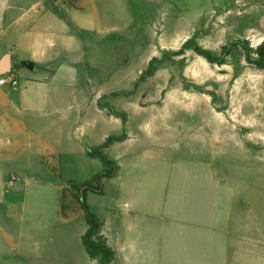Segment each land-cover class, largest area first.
Listing matches in <instances>:
<instances>
[{
  "label": "crops",
  "instance_id": "obj_1",
  "mask_svg": "<svg viewBox=\"0 0 264 264\" xmlns=\"http://www.w3.org/2000/svg\"><path fill=\"white\" fill-rule=\"evenodd\" d=\"M258 1L264 8V0H0V78L12 73L18 80L15 90L0 85V264H99L82 243L88 228L84 210L67 190L83 161L78 151L100 159L79 149L78 139L95 137V117L106 116L105 123L97 122L98 146L125 127L122 141L101 149L110 160L117 151L120 161L127 152L120 143L126 145L136 120L116 104L115 111L126 114L123 125L99 108L98 100L125 93V58L141 73L152 58L172 56L190 39L215 56L232 41L252 39L256 30L247 19L263 9L255 7ZM127 7H139L140 17L110 22L111 9ZM163 8H182L183 20L161 17ZM261 15L259 33L264 32ZM186 51L182 56L189 55ZM111 61L122 77L109 87L99 84L95 95L89 71L106 72ZM131 83L136 86V77ZM109 124L115 135L107 136ZM9 176L16 181L7 191ZM131 194L121 185L114 196L119 201ZM111 208L103 201L90 210L113 252L108 264H207L206 241L198 232L192 236L188 226L158 235L147 214ZM16 219L23 223L16 225Z\"/></svg>",
  "mask_w": 264,
  "mask_h": 264
},
{
  "label": "rangeland",
  "instance_id": "obj_2",
  "mask_svg": "<svg viewBox=\"0 0 264 264\" xmlns=\"http://www.w3.org/2000/svg\"><path fill=\"white\" fill-rule=\"evenodd\" d=\"M254 4L263 8L259 1ZM140 11L111 9L110 22L138 19ZM149 11L153 21L156 10ZM158 12L179 20L185 13L182 8ZM262 12L264 8L254 9L247 19L256 30L252 39L239 38L241 45L230 48L222 65L209 63L190 49L188 56L155 58L160 61L155 72L141 79L131 58H125L123 74L114 72L118 65L112 61L118 58H110L106 72L89 71L95 95L99 84L109 87L123 75L125 93L102 97L97 106L107 110L120 104L119 109L136 120L126 145L120 143L119 148L127 151L122 159L117 151L110 154L120 167L113 177L101 179L102 194L86 191L90 210L97 211L105 201L113 211L147 214L158 235L188 226L192 236L198 232L199 240L206 241L207 264H264V63L257 67L245 59L249 53L263 62L256 55L259 47L264 53V32H258ZM140 26L146 30V22ZM107 79L112 81L106 83ZM102 119L105 123L106 116L94 119L95 137L78 139L79 149L99 145L97 122ZM111 131L109 124L107 136L116 134ZM76 155L83 161L72 175L74 185L67 186L75 196L79 185L96 186L92 179L105 168L100 159L86 158L80 151ZM121 185L132 194L116 201L115 188ZM22 223L16 219V225Z\"/></svg>",
  "mask_w": 264,
  "mask_h": 264
},
{
  "label": "trees",
  "instance_id": "obj_3",
  "mask_svg": "<svg viewBox=\"0 0 264 264\" xmlns=\"http://www.w3.org/2000/svg\"><path fill=\"white\" fill-rule=\"evenodd\" d=\"M239 46L241 45L240 40H235L230 43H228L225 46H222L218 55H212L209 51H206L204 49H201L196 45V43L193 40L186 41L182 47L175 51L172 56H180L183 55V53L186 50H192L197 55L203 57L207 62L222 65L224 63V57L228 54L229 50L233 46ZM262 47L257 48L256 55L259 56V59H263L262 63H259L258 60H253L249 53L245 55V59L248 63L254 64L257 67H262L264 63V53L262 52ZM164 57V56H163ZM160 61H157L155 58H152L149 61V64L147 65L146 69L143 70L138 79H141V77L144 76H151L156 70V66ZM105 108V107H104ZM109 114L118 117L121 119L123 125L126 122V114L125 113H119L115 111L114 108L109 107L107 109ZM126 137V129L123 128V132L119 136H108L104 143L100 146L94 147V148H88L87 154L94 157H99L103 164L105 165V168L97 173L92 181L96 183V186H93L91 184H84L79 185L75 188L77 192V198L80 203L81 208L84 210L85 213V220L87 223V231L82 236V243L85 247V250L87 251L88 255L91 258H99V264H108L112 258H113V252L110 248L107 247L105 243V239L103 236L100 235L101 230V223L99 220L95 217L93 213L90 212L86 202H85V193L86 191H92L95 194H102V178H111L114 176L115 170L118 169L117 165L110 159L105 156L101 152L102 148H105L109 146L114 141H122Z\"/></svg>",
  "mask_w": 264,
  "mask_h": 264
},
{
  "label": "built area",
  "instance_id": "obj_4",
  "mask_svg": "<svg viewBox=\"0 0 264 264\" xmlns=\"http://www.w3.org/2000/svg\"><path fill=\"white\" fill-rule=\"evenodd\" d=\"M0 85H6L9 89L15 90L18 86L17 77L12 73L4 75L0 78ZM15 181V176H9L5 182V190L8 191L12 189Z\"/></svg>",
  "mask_w": 264,
  "mask_h": 264
}]
</instances>
